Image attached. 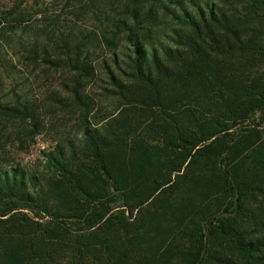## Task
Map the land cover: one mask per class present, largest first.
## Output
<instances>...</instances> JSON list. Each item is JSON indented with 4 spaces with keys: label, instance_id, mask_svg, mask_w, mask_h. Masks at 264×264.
I'll return each instance as SVG.
<instances>
[{
    "label": "trees",
    "instance_id": "16d2710c",
    "mask_svg": "<svg viewBox=\"0 0 264 264\" xmlns=\"http://www.w3.org/2000/svg\"><path fill=\"white\" fill-rule=\"evenodd\" d=\"M141 1L125 0L126 17L92 31L91 53L107 49L100 67L126 108L110 114L103 131L86 126L82 161L71 163L58 148L45 154L59 203L52 208L43 192L29 190L28 174L0 169V264H148L139 229L151 228L136 225L138 216L172 190L188 191L185 210L193 196L203 199L178 258L164 264H264V233L245 228L240 208L252 189H264V132L251 119L264 111V0H167L175 23L169 45L140 36L151 19ZM43 4L0 3V43L22 44ZM88 34L71 46L74 38H61L79 78L93 75L83 50ZM109 35L125 44L111 47ZM30 43L37 52L39 43ZM72 94L82 101L79 88ZM0 113L23 117L26 107L0 101Z\"/></svg>",
    "mask_w": 264,
    "mask_h": 264
},
{
    "label": "rangeland",
    "instance_id": "374dc122",
    "mask_svg": "<svg viewBox=\"0 0 264 264\" xmlns=\"http://www.w3.org/2000/svg\"><path fill=\"white\" fill-rule=\"evenodd\" d=\"M10 2L0 1L2 4ZM124 2L44 0L40 7L42 15H37L29 22L24 34L17 33V36H22V44L18 43L17 37L10 43H0V101L26 107L23 117L0 113V169L12 167L28 174L33 180L27 183V188L35 194L43 192V196L48 197L46 203L52 208L59 203L58 189L53 170L46 166L45 154L58 148L71 163L82 161L86 156L83 141L86 126L103 131L102 127L109 120V115L126 108H122L124 102L118 96L112 97L111 92H119L117 83L100 67L101 59L107 56V49L98 48L91 53L94 50L92 31L101 33V26L105 29L109 28L107 24H111L107 20H122L126 17L123 13ZM141 2L140 11L146 15L151 13V19L143 25L140 36L146 33L153 42L169 45V30L175 26L169 14L171 4L167 0ZM161 2L166 4L165 8L159 7ZM26 6L31 8L33 5L30 2ZM236 7L243 10L241 4H236ZM78 9L89 11L80 14ZM46 24V30L41 32ZM83 33H89L83 40L87 42L83 50H88L90 54L87 62L93 66V75L79 78L64 55L66 50L63 49L61 38H66L68 44L74 38L69 44L71 46ZM109 37L107 40L115 49L125 44L122 39ZM32 40L39 43L36 45L37 52L32 51ZM47 58H51V61ZM110 68L115 78L127 80L123 76L126 74L123 68L117 69L113 65ZM74 87L80 89L82 101L73 96ZM251 119L260 124L259 128L264 132V111L257 112ZM259 171L264 173V164L259 166ZM187 194L188 191L175 193L172 190L140 211L136 225L143 222L151 228V233H146L144 228L139 229L144 263L164 264L178 258L177 253L188 238L186 235L189 231L185 226L189 216H197L201 208L199 202L203 199L193 196L192 200L198 201L192 202L193 208L185 210L180 202L187 198ZM113 200L114 204L120 203L118 198ZM240 208L245 228L256 230L257 236L262 235L264 231L261 232L260 224L264 223V189H252ZM154 210L156 214L147 220V214L151 215ZM162 243L164 245L160 247Z\"/></svg>",
    "mask_w": 264,
    "mask_h": 264
}]
</instances>
